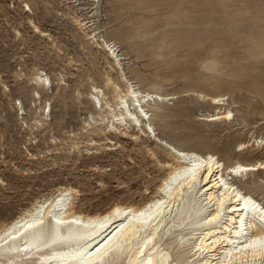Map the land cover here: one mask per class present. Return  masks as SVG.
<instances>
[{
	"label": "rangeland",
	"instance_id": "374dc122",
	"mask_svg": "<svg viewBox=\"0 0 264 264\" xmlns=\"http://www.w3.org/2000/svg\"><path fill=\"white\" fill-rule=\"evenodd\" d=\"M72 16L87 28L81 31ZM113 51L135 88L177 96L145 107L160 139L181 150L217 153L227 165L264 159V150L240 155L237 148L264 143V0H0V229L59 186L80 192L75 210L86 214L115 203L138 205L154 194L165 172L151 152L164 150L140 131L108 132V117L101 124L89 101L91 87H98L112 102L104 79L117 82L121 75ZM41 62L53 72L48 94L31 80ZM60 72L65 78L57 81ZM2 85H10V96ZM35 93L52 113L31 133L57 141L41 145L42 153L28 161L20 149L28 133L3 106L7 97L23 100L41 125ZM200 95L225 97L222 108L233 120L201 121L216 107ZM247 179L240 189L264 205V174Z\"/></svg>",
	"mask_w": 264,
	"mask_h": 264
},
{
	"label": "bare ground",
	"instance_id": "6f19581e",
	"mask_svg": "<svg viewBox=\"0 0 264 264\" xmlns=\"http://www.w3.org/2000/svg\"><path fill=\"white\" fill-rule=\"evenodd\" d=\"M24 6V11H30L26 3ZM84 21L72 16L73 24L81 31L87 28ZM108 47L105 43L106 52H111ZM111 55L115 67L121 71L117 82L109 77L104 79L113 93L112 102L98 87H91L89 101L101 124L106 120L102 115L108 117L105 125L108 132L114 133L118 128L124 132L140 131L164 150L162 156L151 152L156 165L165 172L154 194H148L147 189L145 194L150 196L141 204L115 203L105 210L86 214L75 210L80 192L59 186L54 193L36 198L1 227L0 264H264V205L251 192H245L247 197L241 206L235 199L240 194L238 190L243 191L239 182H247L249 175L264 174V159L245 162L237 158L227 165L217 153L181 150L160 139L148 124L145 107L152 99L165 102L177 96L135 88L123 72L121 59L114 51ZM59 77L57 81L63 80L64 73L60 72ZM31 80L36 90L48 94L53 88L39 68L34 69ZM200 97L216 107L201 121L217 124L233 120L232 113L222 108L225 97ZM45 108L46 105L39 119L44 117ZM89 120L90 117L85 118V122ZM262 140L239 143L238 153L241 155L253 147L264 150ZM192 162L194 167L190 166ZM224 167L237 177L223 175ZM204 171L206 175L202 176ZM253 227L255 232L247 235ZM170 250L175 252L176 259H172Z\"/></svg>",
	"mask_w": 264,
	"mask_h": 264
},
{
	"label": "built area",
	"instance_id": "2783aa9c",
	"mask_svg": "<svg viewBox=\"0 0 264 264\" xmlns=\"http://www.w3.org/2000/svg\"><path fill=\"white\" fill-rule=\"evenodd\" d=\"M24 62L25 61L22 60L21 58L20 59L17 58V63L23 64ZM47 65L48 64L45 62H41V65L38 66L37 68H39L42 77H47L48 81L53 80V72L50 70V68ZM33 69L31 73L33 72ZM2 87H4V85H2ZM8 87H10V85H7V87L5 86L4 88L7 92V95L10 96V89H8ZM36 101L40 102V104H37L36 106L40 107L41 114H42L43 106L46 105L45 111L43 113L44 117L43 118L40 117V119L42 120L41 125L37 123L38 118H34L33 110L27 109L23 100L9 99V97H7V99L4 101L5 106H3L6 109L5 114L12 112L14 116L13 121L16 123V125L20 129L26 130L28 133V136L22 141L20 148L22 150L23 156L28 161L36 160L37 159L36 156L39 155V153H42L43 150L40 149L41 145L47 144L48 142L53 143L54 141H57V138L53 136V134L49 135L50 138H43V137L40 138L39 135H34V133H31L32 130L36 131L38 127L41 128L43 125L49 123L51 120L50 117L51 110L49 109L50 104L48 102H45L44 98L41 97V95L40 97L36 98ZM30 111L32 112V114L30 113ZM1 116L4 117L3 115Z\"/></svg>",
	"mask_w": 264,
	"mask_h": 264
}]
</instances>
